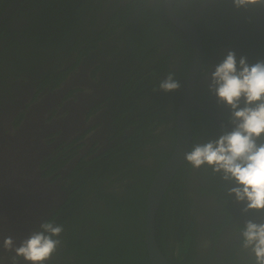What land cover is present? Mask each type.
I'll list each match as a JSON object with an SVG mask.
<instances>
[{"label": "flooded vegetation", "instance_id": "obj_1", "mask_svg": "<svg viewBox=\"0 0 264 264\" xmlns=\"http://www.w3.org/2000/svg\"><path fill=\"white\" fill-rule=\"evenodd\" d=\"M14 1L11 0L0 11V264H13L12 257L15 255L4 249L5 237L12 236L18 246L34 230H38L42 223L54 221L57 224L61 218V207L74 193L78 197L84 190L93 193L98 188H107L106 192L113 195L111 198L120 200L118 187L126 182L115 184L110 181L115 176L104 181L97 175L95 177L99 182L93 178V174L98 169L99 172L103 170V165H99L102 157L132 131V127L121 129L123 126L116 123L117 112L121 111V101H124L122 82L127 71L121 73L125 66L120 65L121 58L115 55V34L106 41H98L99 47L87 52L82 48L80 53L68 54L70 46L67 44L63 50L55 51L53 58L39 66V62L30 57L35 41L25 31L39 15L40 0H20L10 14H7V8ZM132 1H89L81 13L83 34L99 32L103 26L108 25L118 7ZM101 3L103 10L96 14L97 29L94 31L92 28L91 31L86 17L95 10L93 6ZM156 3V0H148L146 7L153 8ZM208 3L214 10L218 9L216 1L210 0ZM206 8L207 4H202L194 10L189 9L188 0H185L180 4L183 15L175 13L192 25V21L197 23L199 19L205 18L200 14ZM238 11L248 13L247 27L253 29L251 32H254L258 43L243 41L241 49V45L235 46L238 43L236 34L229 32L225 38L216 42V50L219 51L209 52L199 80L198 92L200 96L206 97L205 103L214 108H219L222 103L210 90L211 73L229 51H234L238 59L246 57L250 64L264 60V4L243 7ZM131 17L135 21L142 17V12L137 9ZM236 18L234 22L232 20L227 24V30L232 31L237 26ZM161 42L165 44L162 50L164 52L168 45L165 39H161ZM255 45L260 52L249 56L247 53ZM15 60H22L19 75L11 69ZM177 63L179 64L178 61L175 62ZM62 72H65L63 78L60 76ZM44 79L47 80L45 84ZM228 107L224 104L223 109L218 112L206 107L218 114L220 122L202 112L216 125L208 122L209 129H203L196 137L193 147L217 139L225 131H231L233 125L225 126L221 121L222 116H225L226 123H231V109L226 112ZM158 131L166 130L163 127ZM171 142L164 138L160 147L169 152ZM140 161L138 168L153 166L155 163L150 157ZM76 170L79 173L75 175ZM136 180L137 188L132 190L133 200L142 197V190L138 187L142 179ZM171 183L165 193L160 234L166 254L171 260L176 255V242L182 240L175 236L176 233L173 235L171 218L180 202H186L188 215L192 218L190 222L194 225L193 264H255V256L251 250L242 247L241 229L248 220L264 223V210L245 213V204L238 202L228 192L229 188L236 186L235 183L225 181L222 173H215L207 165L200 168L191 165L189 171L186 166L184 172L176 177L172 185ZM188 198L191 202L186 200ZM79 199H83L82 203L85 202L83 209L95 207L87 205L89 202L96 204L98 211L107 209L104 213L108 214V204L105 206V201L98 198L96 192L88 200L85 197ZM107 202L114 204L112 199ZM134 203L140 205L142 200ZM76 209L77 207L74 208ZM93 224L94 222L85 220L79 232L83 235ZM65 232L64 230L60 237V248L46 264H66L63 257L68 248L63 243ZM108 237L112 239L110 235L105 238ZM91 245L97 246L93 243ZM184 250L185 242L183 252ZM67 259L74 261V256L70 254ZM19 264L30 262L21 258Z\"/></svg>", "mask_w": 264, "mask_h": 264}, {"label": "trees", "instance_id": "obj_2", "mask_svg": "<svg viewBox=\"0 0 264 264\" xmlns=\"http://www.w3.org/2000/svg\"><path fill=\"white\" fill-rule=\"evenodd\" d=\"M89 1L91 2V0H40L39 15L31 21L25 31L35 41L33 50L30 51L32 53L30 57L35 58L39 62V66L44 65L47 59L53 58L54 52L63 50L67 44L70 46L68 54L80 53L82 48L87 52L99 47L98 41H106L115 34V55L121 58L120 65L125 66V70H121V73L127 71V76L122 82L124 101H121L122 107L121 111L117 112L116 123L123 126L121 129H127L130 126L132 131L102 157L99 165H103V170L99 172L98 169L93 174L96 181H99L95 177L97 175L104 181L115 176V179H110L111 183H126L118 187L119 201L111 198L113 195L106 192L107 188H98L93 192H96V196L105 201V206L108 204V214L104 213L107 209L98 211V207L94 203H87V205L95 206L94 208L85 207L83 209L85 202L82 203L83 199L79 198L85 197L88 200V197L93 195L90 190L80 192L78 197L75 196V193L70 196L61 207V218L57 223L63 225L66 231L63 243L68 248L63 253V257L66 259V264H150L147 248L143 242L146 195L155 175L174 151L176 140L174 119L184 99L186 77L192 62L193 50L186 36L168 20L165 0H156L157 3L153 5V8L146 7L148 0H133L130 4L118 7L111 16L108 25L103 26L99 32L86 35V33L83 34L84 23H82L81 13ZM102 1L106 2V0ZM209 1L188 0L189 9L193 10L198 5L207 4V8L200 14L205 18L199 19L197 23L192 21V25L197 28L203 43L202 70L209 52L219 51L216 50V42L225 38L229 32L236 34L238 43L235 46L241 45V49L243 41L258 43L255 40L254 32H251L253 29L247 27L248 13L238 11L243 7H236L234 0H213L218 5V9L214 10L208 3ZM10 2L11 0H0V11H3ZM184 2L185 0H175L174 11L178 15H183L180 4ZM102 4L93 6L95 10L86 17V23L90 30L97 29L96 14L103 10ZM137 9L142 12V17L133 21L131 15ZM235 17H237V26L232 31L227 30V24L229 25L232 20L234 22ZM4 30L6 31V29ZM161 39H165L168 45V49L164 52L162 50L165 48V44L161 42ZM250 49L247 53L249 56L260 52L256 45ZM21 61L15 60L14 66L11 67L18 75L21 73L19 67ZM176 61L179 64H175ZM202 70L195 87V98L202 105L218 112L223 109L224 104L222 103L219 108L209 106L205 103L207 102L206 97L200 96L198 92ZM169 73H175V79L179 80L181 87L178 90L165 92L159 88V84L166 79ZM64 75L65 72L60 74L62 78ZM45 79L43 80L44 84L47 83ZM230 109L228 107L226 112ZM190 116L194 139H192L193 147L196 137L203 132V129H209L208 122L214 123V121L197 109H193ZM225 120V116H222L221 121L225 126L232 125L229 122L226 123ZM171 124L172 127H169ZM163 127L166 131L159 132L158 130H162ZM120 133L122 134L123 131ZM163 137L172 141L169 152L160 147V142L164 141ZM148 154L155 161L154 165L138 168L140 160L149 158ZM186 166L189 171L191 165L186 162L177 172L172 183L179 174L184 172ZM74 173L76 175L79 171L76 170ZM127 178L128 180H126ZM136 178L142 179L138 185L142 190V197L139 196L138 199L133 200L132 190L137 188ZM110 199L114 204L107 202ZM138 200H142L140 205L134 203ZM186 200L190 201L189 198ZM165 202L166 194L156 216V238L159 249L170 264H193L195 258L194 225L190 222L192 218L188 215L186 202L184 204L180 202L179 208L175 210L174 216L171 218V231L173 235L176 233L175 236L182 240L176 242V255L172 260L166 254L160 236ZM75 207H77L76 210H74ZM85 220L94 222V224L82 235L79 229ZM119 224L123 225L119 226ZM108 235L112 239L105 238ZM184 242L186 250L183 252ZM92 243L97 246H92ZM172 249L174 250V247ZM70 254L74 256V261L67 259Z\"/></svg>", "mask_w": 264, "mask_h": 264}, {"label": "clouds", "instance_id": "obj_3", "mask_svg": "<svg viewBox=\"0 0 264 264\" xmlns=\"http://www.w3.org/2000/svg\"><path fill=\"white\" fill-rule=\"evenodd\" d=\"M236 7L264 4V0H234ZM210 90L220 103L231 108V131L217 139L196 144L185 159L194 168L209 166L222 173L225 181H233L228 189L243 211L264 210V60L250 64L246 57L237 58L234 51L215 66ZM181 87L175 73H169L159 88L165 92ZM63 225L47 221L34 230L18 246L12 236L5 237L3 247L14 252L13 264L20 259L30 264H46L62 244ZM242 247L251 250L255 264H264V223L252 220L241 229Z\"/></svg>", "mask_w": 264, "mask_h": 264}, {"label": "water", "instance_id": "obj_4", "mask_svg": "<svg viewBox=\"0 0 264 264\" xmlns=\"http://www.w3.org/2000/svg\"><path fill=\"white\" fill-rule=\"evenodd\" d=\"M19 1L15 0L7 8L6 13L10 14ZM174 3L175 0L165 1L166 15L171 23L186 36L193 50V58L186 77L184 99L175 118L176 140L174 151L168 161L155 175L146 195L145 236L143 242L147 248L150 264H170L165 255L160 251L157 243L156 216L171 181L185 162H187L185 153L191 150L193 136L190 112L193 109H197L215 118L218 123L220 122L218 114L212 113V111L199 103L195 98V87L204 60L203 43L197 28L176 15Z\"/></svg>", "mask_w": 264, "mask_h": 264}, {"label": "bare ground", "instance_id": "obj_5", "mask_svg": "<svg viewBox=\"0 0 264 264\" xmlns=\"http://www.w3.org/2000/svg\"><path fill=\"white\" fill-rule=\"evenodd\" d=\"M193 141V140H192ZM191 148H192V144H191ZM76 155H78V154H76ZM55 161V160H54ZM69 162V161H68ZM186 163V162H185ZM60 170V169H59ZM57 172V171H56ZM59 176V175H58ZM161 205V204H160Z\"/></svg>", "mask_w": 264, "mask_h": 264}]
</instances>
